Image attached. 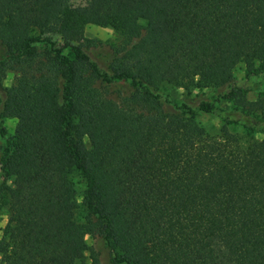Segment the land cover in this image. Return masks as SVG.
I'll use <instances>...</instances> for the list:
<instances>
[{"label": "trees", "instance_id": "1", "mask_svg": "<svg viewBox=\"0 0 264 264\" xmlns=\"http://www.w3.org/2000/svg\"><path fill=\"white\" fill-rule=\"evenodd\" d=\"M89 23L120 33L104 69ZM241 63L264 75V0H0L3 264H102L87 234L116 264H264V85L250 99ZM164 84L217 89L198 111L219 133Z\"/></svg>", "mask_w": 264, "mask_h": 264}, {"label": "rangeland", "instance_id": "2", "mask_svg": "<svg viewBox=\"0 0 264 264\" xmlns=\"http://www.w3.org/2000/svg\"><path fill=\"white\" fill-rule=\"evenodd\" d=\"M66 3L71 6H82L89 5L90 0H51L53 6H59ZM36 35L41 37H49L54 40L57 46L65 48L69 44H78V41L72 37V35L66 31H54L51 28H42L35 30ZM85 36L90 39H95L94 46L87 49L92 61H97L100 59V67L104 69V63L106 64L107 57L111 52L113 44L120 41V33L115 31L110 27H103L96 24L89 23L85 28ZM262 60L257 61L256 69L259 71L261 69ZM236 83L240 86L248 88V97L254 99L257 96L258 89L264 85V75L257 74L255 71L250 70L243 63L239 64L235 69ZM11 79L8 78L4 81L5 85H9ZM124 88L120 85H115L110 88V96L114 98L119 97L120 91ZM162 91L169 94L174 100L187 99L194 110H197V120L201 125H203L211 134L217 135L219 133L220 127L222 125L220 118L211 113H204L198 111V105L202 100L213 101L218 93L215 88H192L191 92L183 87L175 86L172 84H164L162 86ZM119 99V98H118ZM223 107H228L229 102H221ZM5 125L9 129L10 133H14L16 120L8 117L5 119ZM244 141L247 140V136L242 130L238 129ZM255 138L261 139L264 137L263 134H255ZM5 139L0 137V145L4 143ZM1 166V164H0ZM73 181L77 190V201L79 203V208L77 211V216L79 219H83L84 216V206L82 203L83 191L85 189L84 177L79 172H74L72 174ZM2 170L0 167V182H2ZM8 220V206L4 203L2 199V193L0 192V237L2 236L3 230ZM85 241L89 247L95 250L101 260L102 264H116L113 260L112 252L107 246L103 237L99 235L87 234L85 235ZM89 253V252H88ZM0 264H3L0 256Z\"/></svg>", "mask_w": 264, "mask_h": 264}]
</instances>
